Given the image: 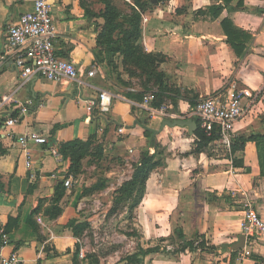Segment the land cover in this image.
<instances>
[{"label":"crops","instance_id":"0c3cea01","mask_svg":"<svg viewBox=\"0 0 264 264\" xmlns=\"http://www.w3.org/2000/svg\"><path fill=\"white\" fill-rule=\"evenodd\" d=\"M32 1L0 0V101L11 97L27 107L25 114L13 103L0 107V236L8 237L2 256L16 254L21 264H72L76 238L70 223L79 219L77 205L86 198L79 188L88 187L91 177L70 175V160L61 157L59 148L93 139L102 148L101 173L107 179L118 176L113 159L138 154L139 162L148 150L162 160L146 180L134 211L133 221L141 213L146 218V224L138 221L146 241L142 248H152L155 240L167 243L181 231L196 250L150 254L142 264H264V238L249 239L242 249L233 250L243 236L244 205L250 204L264 219V141L247 142L242 149L238 143L264 136V0H244L243 8L224 9L217 19L199 11L223 6L221 0H150L152 8L142 14L147 22L141 21L140 44L147 53L165 58L159 69L173 79L177 94L167 105L170 109H163L164 116H151L135 105L138 102L105 90L100 79L86 78L98 63L96 26L101 24L88 0H48L56 55L72 61L88 86L44 79L21 85L16 55L6 49L3 32L6 24L31 11ZM224 18L252 37L240 58L226 43L220 25ZM231 85L246 92L247 98L228 145L216 140L197 151L196 131L190 135L187 127L161 129L164 120L173 119L193 120L199 126L193 114L197 102L208 96L227 97ZM101 90L112 94L110 111L91 115L86 107ZM10 117L17 123L3 127ZM145 120L147 128L157 132L152 148L144 134ZM8 132L11 137H6ZM29 133L44 137L47 144L21 147L18 138ZM64 175L71 178V188L64 187ZM56 188L64 193L58 203L52 201ZM244 248L251 255L238 261Z\"/></svg>","mask_w":264,"mask_h":264},{"label":"rangeland","instance_id":"374dc122","mask_svg":"<svg viewBox=\"0 0 264 264\" xmlns=\"http://www.w3.org/2000/svg\"><path fill=\"white\" fill-rule=\"evenodd\" d=\"M88 2L94 9L93 11H96L98 18H101V24L96 26L97 39L101 33L104 35L106 33V16L116 23L121 20V17L130 15V8L134 5V0H88ZM108 7H111V9H108ZM112 38L116 39V34H113ZM96 59L98 63L94 65L95 71L97 70L95 77L100 79L105 90L111 93H119L121 96L140 103L145 96L158 94L159 83H161L170 91L166 93L169 100H164L159 104L160 108L165 111L170 109H168L169 103L175 100L174 83L171 77L165 75L159 69L160 65L155 73H162L164 75L162 78L156 77L154 74L150 76L146 71H143V68L125 62L124 58L118 54L110 56L104 49L97 50ZM99 65L102 67L98 70ZM100 149L102 150L100 144L93 141L88 155L83 159L80 166V174L85 175V177L90 176L91 184L88 187L83 184L79 188L82 196L86 198L78 202L76 216L79 219L73 220L71 223L78 222L77 224L80 225L87 223L89 228L82 231L79 237L76 238L74 254L76 247H78L77 262L79 264H130L125 259L137 253L138 247L146 244L143 239L142 227L138 222L143 223L146 218L141 213L139 217L135 216V221L127 219L128 209L138 201L140 193L136 191L128 199L120 190L125 183L130 181L134 168L138 163V154L127 160L113 159L112 162L115 163L118 176L107 179L101 173L104 168H101L100 162L105 159L102 152H99ZM107 169L111 170L110 166ZM79 184L80 182L74 184V187L75 185L76 187L79 186ZM96 185L100 188L94 190L93 187ZM117 199H119L121 207L116 215L107 217L114 205L113 202ZM144 224H146V220ZM198 244V247L201 248L200 245L202 244L200 242ZM151 247L164 249L165 252L162 253L165 255H174L180 251L182 243L175 237L172 240L169 239L167 243L155 240Z\"/></svg>","mask_w":264,"mask_h":264},{"label":"built area","instance_id":"2783aa9c","mask_svg":"<svg viewBox=\"0 0 264 264\" xmlns=\"http://www.w3.org/2000/svg\"><path fill=\"white\" fill-rule=\"evenodd\" d=\"M146 22V16H142V24L144 25ZM3 36L6 49L16 55L14 64L20 71L21 85L34 79H44L53 83L75 84L79 88L88 86L72 61L61 59L56 55L54 48L56 33L53 30L52 9L48 0H33L31 11L22 14L15 23L5 25ZM95 74V69H92L86 73V78L91 79L95 77ZM230 92L227 97L214 95L201 99L193 108V114L198 118L203 134L206 137L216 135L217 141L226 145L231 141L234 125L245 113L244 101L247 98L246 92L238 90L235 85L230 86ZM153 99L154 95H147L141 103L135 105L151 116H164L163 109L155 111L151 108L150 104ZM111 101L112 94L101 90L95 100L89 101L86 110L91 115L95 111L105 115L110 111ZM8 103L17 105L21 114L27 112V107L24 104L11 97L1 99L0 107ZM16 123L17 119L10 117L3 122V127L11 128ZM118 133H124V129L120 127ZM6 137H11V133H6ZM18 143L23 148L28 143L46 145L47 139L29 133L20 136ZM26 156V167L30 168L29 155ZM63 185L65 188L72 187L71 178L67 175L63 176ZM240 232L245 237V241L255 237L264 238V219L248 203L244 205ZM6 245H8V237L6 234H2L0 236V264H21V260L16 254L9 257L2 256V250ZM250 255V250L244 248L237 254V260L242 261Z\"/></svg>","mask_w":264,"mask_h":264},{"label":"trees","instance_id":"16d2710c","mask_svg":"<svg viewBox=\"0 0 264 264\" xmlns=\"http://www.w3.org/2000/svg\"><path fill=\"white\" fill-rule=\"evenodd\" d=\"M165 1V0H157V2ZM223 6H210L202 11H199L200 14L203 15H210L212 18L217 19L220 17L221 13L224 9H227L228 11H235L243 8L244 0H239L235 7H231V4L234 2V0H221ZM152 2L149 1H143V0H134L133 7L130 8L131 14L125 15L121 17V20L118 22L112 21L109 17H105L106 23H105V35L101 33L98 36L96 46L98 50H106L109 55H120L124 58L125 62H130L131 64L135 66H139L143 68V71H146V73L150 76L156 75V77H164V75L160 72L155 73V70L158 71V67L161 63L164 62L165 58L161 55L157 54H151L147 53L143 46L140 44V39L142 36V27H141V21H142V14L145 12V10L148 7H152ZM108 9H111V7H108ZM221 28L223 33L226 36V43L231 47L234 54L240 58L244 55L246 46L251 40V35L245 31L239 30L235 28L234 24L229 18H224L221 23ZM116 34L117 38H112V35ZM100 53V51H98ZM170 90H167L165 85H162L159 83V91L158 94L154 95V99L151 102L150 106L154 109H159L160 105L164 100H169V96L166 95L167 92ZM175 92V91H174ZM178 93V92H177ZM176 96V92L174 93ZM174 101V100H173ZM172 101V102H173ZM193 118V117H192ZM143 124L144 127V134L146 138L148 139V146L151 148L154 147V140L150 142L152 138L153 132L147 128V120H145ZM198 126V125H197ZM195 137L197 140V151L206 148L210 143L218 140V137L216 135L212 137H206L199 126L197 127V130L195 132ZM93 139H89L88 141H73L69 143L62 144L59 148V153L63 159H69L70 160V168H69V174L77 177L80 174V166L83 159L88 155L89 149L92 146ZM251 141H257L258 144L262 141H264V136H251L247 139H240L238 141L239 147L242 149L244 145L247 142ZM231 149H233V145L231 144ZM99 152H102L100 149ZM261 160V155H260ZM262 167H263V162ZM162 160L160 159L159 155H156L154 153L153 155H149V151L145 150L144 153L141 154V158L137 165L134 168L132 177L130 181L125 183L120 191H122V194L128 197V199L131 197L132 193H136L138 191L140 193V197L138 201H136L134 204L131 205V207L128 209V212L126 214L127 219L132 221L134 219V210L139 205L143 195H144V189H145V182L149 178V176L159 167H161ZM94 190L100 188L97 185L93 187ZM63 192L59 190V188H56L55 195L53 198L54 203L60 202V200L63 197ZM113 207L110 210V213L107 217L113 216L117 214V211L121 207V203L119 199L115 200ZM37 212V210L35 211ZM34 212V213H35ZM58 214V213H57ZM70 228L72 230L73 236L75 238L79 237V235L82 233V231L89 228V225L87 223L77 224V223H70ZM176 237L178 240L181 241L182 247L181 252H184L185 250L194 251L196 248L194 247V243L190 241H186L184 236L182 235L181 231L175 232ZM165 252L164 249H159L158 247L149 248V249H143L142 247H138L137 253L134 255H131L127 257L125 260L128 261L130 264H142L143 259L150 255V254H156ZM77 256H78V247H76V251L73 257L72 264H79L77 262Z\"/></svg>","mask_w":264,"mask_h":264},{"label":"water","instance_id":"95a60500","mask_svg":"<svg viewBox=\"0 0 264 264\" xmlns=\"http://www.w3.org/2000/svg\"><path fill=\"white\" fill-rule=\"evenodd\" d=\"M165 126H167V127H176V126L177 127H187L188 133L190 135H193L197 129V124L193 120H178V119H173L172 121L164 120L162 125H161V129L164 128ZM152 132H153V135H152L151 140H153L155 135L157 134V132H154V131H152ZM244 241H245V237L241 236L239 238V243L233 246V250L237 251L239 249H242L244 247Z\"/></svg>","mask_w":264,"mask_h":264}]
</instances>
